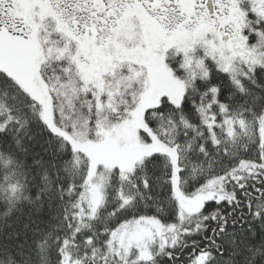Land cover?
Masks as SVG:
<instances>
[{
  "label": "snow or ice",
  "instance_id": "snow-or-ice-1",
  "mask_svg": "<svg viewBox=\"0 0 264 264\" xmlns=\"http://www.w3.org/2000/svg\"><path fill=\"white\" fill-rule=\"evenodd\" d=\"M0 264H264V0H0Z\"/></svg>",
  "mask_w": 264,
  "mask_h": 264
},
{
  "label": "trees",
  "instance_id": "trees-1",
  "mask_svg": "<svg viewBox=\"0 0 264 264\" xmlns=\"http://www.w3.org/2000/svg\"><path fill=\"white\" fill-rule=\"evenodd\" d=\"M188 253H185V259H187Z\"/></svg>",
  "mask_w": 264,
  "mask_h": 264
}]
</instances>
